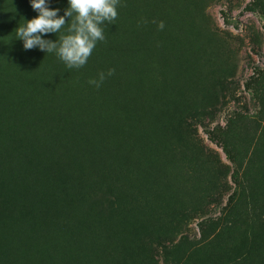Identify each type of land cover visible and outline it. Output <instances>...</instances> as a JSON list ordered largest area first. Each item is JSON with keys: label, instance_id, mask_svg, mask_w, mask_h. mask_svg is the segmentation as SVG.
I'll list each match as a JSON object with an SVG mask.
<instances>
[{"label": "rangeland", "instance_id": "374dc122", "mask_svg": "<svg viewBox=\"0 0 264 264\" xmlns=\"http://www.w3.org/2000/svg\"><path fill=\"white\" fill-rule=\"evenodd\" d=\"M117 13L70 69L0 0V264H264V0Z\"/></svg>", "mask_w": 264, "mask_h": 264}, {"label": "clouds", "instance_id": "9594fccd", "mask_svg": "<svg viewBox=\"0 0 264 264\" xmlns=\"http://www.w3.org/2000/svg\"><path fill=\"white\" fill-rule=\"evenodd\" d=\"M31 7L38 15L18 25L16 35L23 41L24 49L39 48L45 53L58 56L68 68L83 67L97 41H103L105 22L111 24L117 16L119 0H68V8L63 16H58L59 9H50L46 0H30ZM69 24V18H72ZM65 17L68 18L67 22ZM157 27L164 28V22L158 21ZM68 25L67 34L62 35L59 41H50L42 38L43 34L57 33ZM115 69H108L107 73L100 72L98 78L90 79V85L99 88L108 76L113 75Z\"/></svg>", "mask_w": 264, "mask_h": 264}]
</instances>
